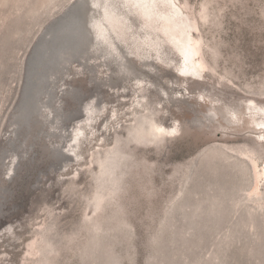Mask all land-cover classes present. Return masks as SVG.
I'll return each mask as SVG.
<instances>
[{
	"label": "rangeland",
	"instance_id": "374dc122",
	"mask_svg": "<svg viewBox=\"0 0 264 264\" xmlns=\"http://www.w3.org/2000/svg\"><path fill=\"white\" fill-rule=\"evenodd\" d=\"M77 1L0 0V264H264V0H172L194 26L201 80L180 70L172 21L158 30V59L139 43L146 27L135 19L118 50L136 73L120 81L102 56L74 58L44 83L40 113L22 125L35 50ZM116 6L128 15V0ZM91 8L86 21L99 15ZM139 100L144 135L128 131ZM89 103L95 119L85 128ZM152 122L176 133L158 137ZM108 147L122 154L112 188L91 164Z\"/></svg>",
	"mask_w": 264,
	"mask_h": 264
},
{
	"label": "bare ground",
	"instance_id": "6f19581e",
	"mask_svg": "<svg viewBox=\"0 0 264 264\" xmlns=\"http://www.w3.org/2000/svg\"><path fill=\"white\" fill-rule=\"evenodd\" d=\"M124 1L127 2V0ZM117 2L118 0H88V5L92 6L91 10L99 15L97 18L91 16V19L86 21L84 11L86 5L85 0H79L72 4L66 12L51 25L46 33L45 41L37 46L33 60L30 62L31 66L28 69L24 93L22 94L23 97L20 101L21 104L17 116V119L19 118L22 125L30 124L31 118L35 114L40 113L41 108L38 100L39 95L41 94L40 92L43 90L44 83L49 81V83L52 84L54 80L52 75L55 74V72L61 73V70L63 68L65 69L74 58L84 59L89 52H92L94 56L100 55L104 59L106 65L113 67L116 77L120 81H125L130 78L131 75L136 73V70L128 64L124 56L118 50V43H126V38L124 36L126 32H128V35L137 32H134L133 30V21L138 18L143 21V24L141 22L139 23L138 29L141 28L143 30L144 27H146L144 31L145 34H147L145 37H142L143 41L139 43H142L145 46L147 45L148 50L154 51L158 59H161L163 55V52L161 51L163 45L158 36V30L163 27L164 22L172 21L173 26L167 30L172 38L170 39L178 42L176 47L183 61V66L180 70L184 73V77L201 80V74L205 70H203V65L201 66V63L198 62L199 60L196 58L199 55V50L194 46L196 41L194 42L192 38L194 26L190 17L186 15L174 1L128 0L127 16H122L119 12H116ZM162 3H166L164 9L162 8ZM113 21L117 22L119 30L113 25ZM85 27H87L90 33H92L91 28L94 30V42L91 45H89L90 34L86 31ZM154 34L156 36H154ZM134 37L135 36H128V39ZM137 42L138 40L135 39V46L139 45ZM122 52L126 53L124 50H122ZM143 56L145 58L150 57L147 53H144ZM189 70L193 72L189 74ZM93 72L94 70L92 73ZM137 83H140V80H138ZM67 95L76 99L79 93L71 90L67 91ZM46 101V105H48L51 101L50 95H48ZM136 105L140 107L141 110L138 112L135 109L133 110L132 116L134 118L128 126V131L134 128L138 133L144 135L146 131L145 129L148 128L150 122V119H147L145 116L143 117L145 114L144 112L147 111L148 108L141 100H139ZM55 109V112L57 113L60 111L59 107H56ZM95 112V107L90 103L84 108L83 113L85 120L81 121H84L85 128H92V123L95 119ZM51 118L55 120V123L59 124L60 117L53 115V113L47 114L45 117L47 121H50ZM152 124L156 131V136L158 137L171 138L174 136V133H176L175 128L166 129L156 123L152 122ZM20 125L19 123L16 124L13 133L17 131V126ZM83 130L84 128L78 129L69 142L68 155L73 158V161L80 158V137L83 135ZM137 143L142 145L144 142L138 141ZM65 148L67 149V146ZM97 150L99 151L100 149ZM50 151L55 159L60 156L61 152L59 149L52 147ZM94 153L93 158L91 159V164L97 169V180L102 181L107 184L108 187L112 188L117 179L113 178L114 173L116 169L119 168L121 162L119 158L121 156L119 155L122 154H118L113 147L105 148L104 157H97ZM262 174L264 175V165ZM94 198H101L100 192L94 195ZM32 244L33 242H31V245ZM31 245L29 249L31 248Z\"/></svg>",
	"mask_w": 264,
	"mask_h": 264
},
{
	"label": "trees",
	"instance_id": "16d2710c",
	"mask_svg": "<svg viewBox=\"0 0 264 264\" xmlns=\"http://www.w3.org/2000/svg\"><path fill=\"white\" fill-rule=\"evenodd\" d=\"M149 245H150L149 242H146L145 246H148L149 247ZM67 249H70V247L67 246ZM144 262H145V264H147V258H145Z\"/></svg>",
	"mask_w": 264,
	"mask_h": 264
},
{
	"label": "water",
	"instance_id": "95a60500",
	"mask_svg": "<svg viewBox=\"0 0 264 264\" xmlns=\"http://www.w3.org/2000/svg\"><path fill=\"white\" fill-rule=\"evenodd\" d=\"M85 4H86V5L89 4V3H88V0H85ZM88 6H90V5H88ZM85 28H86V31H88L87 27H85ZM88 32H89V31H88ZM43 148H44V149H47L46 146H43ZM45 155H46V154H45Z\"/></svg>",
	"mask_w": 264,
	"mask_h": 264
}]
</instances>
